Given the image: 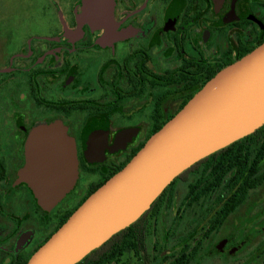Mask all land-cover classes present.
<instances>
[{
    "label": "flooded vegetation",
    "instance_id": "af4514ba",
    "mask_svg": "<svg viewBox=\"0 0 264 264\" xmlns=\"http://www.w3.org/2000/svg\"><path fill=\"white\" fill-rule=\"evenodd\" d=\"M81 7L74 0L66 24H0V264H25L150 130L264 42V0H114L107 25L78 27ZM53 121L74 141L78 176L46 210L18 170L29 132ZM125 129L136 131L115 148ZM248 141L231 180L207 186L220 162L201 158L87 264H264V137ZM84 175L93 178L81 185Z\"/></svg>",
    "mask_w": 264,
    "mask_h": 264
},
{
    "label": "water",
    "instance_id": "95a60500",
    "mask_svg": "<svg viewBox=\"0 0 264 264\" xmlns=\"http://www.w3.org/2000/svg\"><path fill=\"white\" fill-rule=\"evenodd\" d=\"M81 3L78 27L83 23L108 24L114 0ZM262 124L264 42L207 80L70 213L25 264L79 262L135 221L179 173ZM135 131L118 133L114 147H121ZM77 176L76 148L66 127L60 121L34 127L24 144L18 178L28 184L37 203L50 210L72 188Z\"/></svg>",
    "mask_w": 264,
    "mask_h": 264
},
{
    "label": "rangeland",
    "instance_id": "374dc122",
    "mask_svg": "<svg viewBox=\"0 0 264 264\" xmlns=\"http://www.w3.org/2000/svg\"><path fill=\"white\" fill-rule=\"evenodd\" d=\"M73 2L74 0H0V24H66ZM92 178L93 176L84 175L81 185ZM180 180L174 185L178 190L176 200L181 199L186 189L185 183Z\"/></svg>",
    "mask_w": 264,
    "mask_h": 264
},
{
    "label": "trees",
    "instance_id": "16d2710c",
    "mask_svg": "<svg viewBox=\"0 0 264 264\" xmlns=\"http://www.w3.org/2000/svg\"><path fill=\"white\" fill-rule=\"evenodd\" d=\"M166 122V121H165ZM163 124V123H162ZM159 129V128H157ZM157 129H152L150 130V134L149 136L155 132ZM253 137H264V124H262L260 127H258L257 129H255L252 133L228 144L227 146L211 153L210 155H208L207 157L205 158H202L200 161H203V160H209L211 163H218L220 162V164H218V167H216L214 170H213V174H212V177L216 180V182L212 183V185H207V186H212L213 187H216L218 184H220L222 181H223V178L228 177L227 178V181L228 180H231V176L232 174H234L235 172V169L234 167L232 166V156L237 153V152H241V153H249L251 152V150L249 151L247 149V146L252 144V142H249L248 139L249 138H253ZM142 146V145H141ZM217 154H220L219 157H217L216 155ZM123 166V165H122ZM122 166L118 167L116 170L112 171L109 175L103 177L99 182L96 183V185L91 188L87 193L86 195L74 206V209L92 192L94 191L98 186H100L107 178H109L112 174H114L116 171H118ZM239 170V169H238ZM217 178V179H216ZM230 188H231V185L232 183L231 182H228ZM197 186H200V185H203V181L202 179H200V181H198L196 183ZM169 190V186H167L165 188V190L159 194L155 199H154V202L152 204L155 205V202L157 201H162L165 199V197L167 196L166 192H168ZM192 192H197V190H193L192 189ZM244 193L242 192H239V197L237 198L238 201H241L243 200L245 197H244ZM73 209V210H74ZM72 212V211H71ZM70 212V213H71ZM69 213V215H70ZM68 215V216H69ZM146 213L142 214L141 217H145ZM67 218V217H66ZM66 218H64V221L66 220ZM140 219L134 221L132 223V225H135L136 223H139ZM63 221V222H64ZM62 222V223H63ZM61 223V224H62ZM124 230H120L118 231L116 234L118 233H121L123 232ZM105 244L106 242L102 243L99 247L93 249L92 251H90L88 254H86L79 262L75 263V264H87L91 261V259H94L96 258L97 256L99 257H102L103 256V252L102 250L104 249L105 247Z\"/></svg>",
    "mask_w": 264,
    "mask_h": 264
}]
</instances>
